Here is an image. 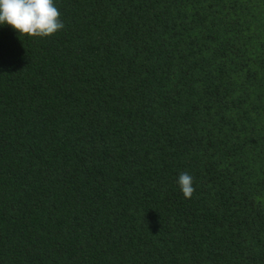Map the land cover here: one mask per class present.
<instances>
[{"label":"trees","instance_id":"trees-1","mask_svg":"<svg viewBox=\"0 0 264 264\" xmlns=\"http://www.w3.org/2000/svg\"><path fill=\"white\" fill-rule=\"evenodd\" d=\"M54 5L0 25V264H264V0Z\"/></svg>","mask_w":264,"mask_h":264},{"label":"clouds","instance_id":"clouds-1","mask_svg":"<svg viewBox=\"0 0 264 264\" xmlns=\"http://www.w3.org/2000/svg\"><path fill=\"white\" fill-rule=\"evenodd\" d=\"M54 0H0V25L11 26L16 32L47 37L64 27ZM185 198L195 189L192 177L181 173L178 181Z\"/></svg>","mask_w":264,"mask_h":264}]
</instances>
